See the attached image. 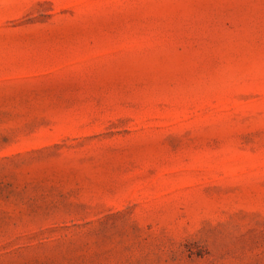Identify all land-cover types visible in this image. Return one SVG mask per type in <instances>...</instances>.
I'll return each mask as SVG.
<instances>
[{"label":"rangeland","instance_id":"1","mask_svg":"<svg viewBox=\"0 0 264 264\" xmlns=\"http://www.w3.org/2000/svg\"><path fill=\"white\" fill-rule=\"evenodd\" d=\"M0 264H264V0H0Z\"/></svg>","mask_w":264,"mask_h":264}]
</instances>
